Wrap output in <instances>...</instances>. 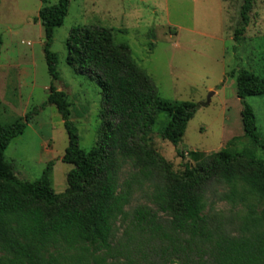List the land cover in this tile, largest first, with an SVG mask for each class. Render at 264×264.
Listing matches in <instances>:
<instances>
[{
    "label": "trees",
    "instance_id": "16d2710c",
    "mask_svg": "<svg viewBox=\"0 0 264 264\" xmlns=\"http://www.w3.org/2000/svg\"><path fill=\"white\" fill-rule=\"evenodd\" d=\"M42 7L35 21L44 31V57L57 80L56 55L49 51L53 30L63 24L69 0ZM257 0H243L234 39H242ZM66 63L81 76L94 79L101 91L106 121L95 145L79 146L70 104L64 92L48 88L46 105H53L67 134L61 161L72 165L67 188L51 187L53 163L34 182L18 179L5 159L12 139L22 134L32 112L9 124L0 123V264H264V158L247 97L264 96V75L239 71L236 96L249 146L229 147L203 155L190 152L191 167L175 173L156 151L151 130L162 118L159 135L173 146L181 141L200 104L168 101L133 59L128 45L116 43L113 31L98 26L73 28L66 41ZM176 154L184 159L179 150ZM224 188L221 199L246 207L239 226L210 214L206 195ZM135 192L147 200L128 213ZM130 218L128 219V217ZM125 226H118L122 221Z\"/></svg>",
    "mask_w": 264,
    "mask_h": 264
},
{
    "label": "rangeland",
    "instance_id": "374dc122",
    "mask_svg": "<svg viewBox=\"0 0 264 264\" xmlns=\"http://www.w3.org/2000/svg\"><path fill=\"white\" fill-rule=\"evenodd\" d=\"M47 1L49 6L58 2ZM242 4L243 0H69L67 15L53 30L49 48L57 58L58 78L52 80L44 57V31L35 21L41 1L0 0V123L33 113L23 133L5 151L14 175L34 182L52 162V189L62 194L67 188L66 175L73 168L61 161L67 134L56 108H41L51 85L67 97L80 148L87 151L98 140L107 119L101 91L94 79L76 74L66 63L70 31L83 26L112 30L114 41L128 45L133 59L152 78L159 97L201 105L176 147L161 139V117L151 130L154 148L175 173L183 172L186 163L196 166L190 152L209 155L227 147L247 148L236 78L241 70L264 75V0L255 1L242 39L236 41ZM244 102L254 111L264 143V96L247 97ZM261 151L256 155L264 158ZM223 191L218 186L208 190L206 210L227 226H239L247 209L221 199ZM143 204L146 198L135 192L125 210L130 214ZM263 208L256 207V214Z\"/></svg>",
    "mask_w": 264,
    "mask_h": 264
}]
</instances>
